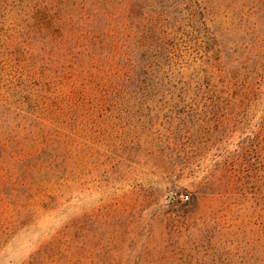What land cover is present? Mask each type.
Returning a JSON list of instances; mask_svg holds the SVG:
<instances>
[{"label": "rangeland", "instance_id": "374dc122", "mask_svg": "<svg viewBox=\"0 0 264 264\" xmlns=\"http://www.w3.org/2000/svg\"><path fill=\"white\" fill-rule=\"evenodd\" d=\"M65 1L0 0V264H264V0Z\"/></svg>", "mask_w": 264, "mask_h": 264}, {"label": "trees", "instance_id": "16d2710c", "mask_svg": "<svg viewBox=\"0 0 264 264\" xmlns=\"http://www.w3.org/2000/svg\"><path fill=\"white\" fill-rule=\"evenodd\" d=\"M105 1H113V0H73V1H65V2H63V4L64 5L67 4V5H69L68 8L74 9V10L77 11V14H78L77 25L79 24L80 27H82V28L84 27V31L86 33H91L92 29H91V27L88 24L91 22V19L97 13L100 12L99 10L101 9V6H103L102 2H105ZM142 1L146 2V0H142ZM137 2H140V0H137L135 3H133V2L130 3L131 4L130 6L134 7L131 10L132 12L136 11L137 6H138ZM139 21L135 22V19H133L131 17H128V18H126V22L124 23L125 24V28L127 26H132V25H134L136 27H139V26H141ZM148 30L150 32L153 31V30L151 31V29H148ZM126 36L127 35H125V37ZM128 38H130V37H128ZM128 38H123L124 39L123 40V46L126 49V54H127L128 58H130V56H132L134 54H131V52H130V54L128 53L127 48L128 49L130 48L129 45L126 44ZM131 39H132L133 45H135L136 47L137 46L140 47V35L138 36L137 34H134ZM76 55H77V52H76ZM88 56L89 57L93 56V51H89L88 52ZM120 58L122 59V61H125L124 53H123V56H121Z\"/></svg>", "mask_w": 264, "mask_h": 264}, {"label": "built area", "instance_id": "2783aa9c", "mask_svg": "<svg viewBox=\"0 0 264 264\" xmlns=\"http://www.w3.org/2000/svg\"><path fill=\"white\" fill-rule=\"evenodd\" d=\"M180 196H181V199H185V200L188 199V195L187 194H181Z\"/></svg>", "mask_w": 264, "mask_h": 264}]
</instances>
